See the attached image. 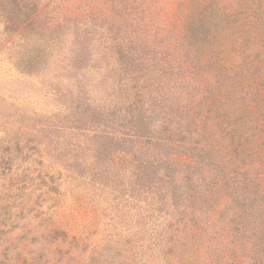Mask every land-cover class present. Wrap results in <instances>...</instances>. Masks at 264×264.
<instances>
[{
    "label": "rangeland",
    "instance_id": "rangeland-1",
    "mask_svg": "<svg viewBox=\"0 0 264 264\" xmlns=\"http://www.w3.org/2000/svg\"><path fill=\"white\" fill-rule=\"evenodd\" d=\"M6 2L0 0V259L3 264H20L13 254L24 250L35 264L33 257L42 250L41 234L58 227L66 232L58 241L61 251L44 249L37 264H57L56 258L61 264H84L98 251L109 262L113 256L121 264L131 252L127 246L139 250L138 259L144 261L142 252L152 247L155 223L170 215L153 212L147 189L165 168L141 169L138 183L146 188L136 186L132 149L145 137L135 133L140 129L152 137L171 134L164 128L179 119L172 106L177 108L203 87L189 73L181 79L177 68L162 78L147 70L161 86L148 78L134 79L130 58L141 60L144 54L150 63L158 61L161 53L153 60L155 53H142L139 45L158 39L149 35L159 36L161 31L155 33L151 26L137 30L132 17L118 16L112 7L110 13L104 10L103 0H35L37 6H28V14L18 11L20 5L16 9ZM159 2L173 6L176 0ZM245 8L249 9L244 22L249 24L232 29L237 34L229 38L239 33L249 41L256 38L264 58V0H246ZM262 66L258 83L244 80L241 89H221L223 98L214 106H202L211 111L201 113L203 121L199 120L209 126L219 120L216 130L225 134L227 122L234 124L241 146L254 154L245 157L247 162L264 161ZM204 88L212 89V96L216 91L212 84ZM136 98L140 109H131ZM251 102L255 108H249ZM204 131L193 134L200 138ZM164 148L160 145L157 151L167 153ZM120 150L126 151L127 161L108 160ZM155 169L157 175L151 172Z\"/></svg>",
    "mask_w": 264,
    "mask_h": 264
},
{
    "label": "trees",
    "instance_id": "trees-1",
    "mask_svg": "<svg viewBox=\"0 0 264 264\" xmlns=\"http://www.w3.org/2000/svg\"><path fill=\"white\" fill-rule=\"evenodd\" d=\"M245 1L176 0L171 6V3L160 4L159 0H103L104 10L110 13L112 7L114 14L132 17L134 24L139 26L137 30L141 26H151L155 28V33L161 31V35L153 36L146 29L150 37L158 39H145L139 50L154 52L153 60L159 57V53L162 56L152 63L144 54L141 60L140 57L139 60L131 57L136 73L134 79L148 78L149 83L161 86L160 81L148 75L157 73L162 78L173 75L177 68L183 75L181 79L185 80L184 76L189 73L192 75L190 79L203 87L199 93H190L177 108L172 106L179 119L174 120L175 126L164 128L171 134L152 137L143 134L140 129L135 133L145 137L138 140L142 145H133L132 153L136 158L128 159L131 160L132 172L137 176L136 186L146 188V185L138 183L142 179L141 169L165 168L158 180L163 183L155 182L153 177L147 189L153 197V212L159 215L165 211L170 216L155 223L151 235L152 247L142 252L144 261L138 259L139 250L127 246L126 250L131 252L121 264H264V161H246L247 155L254 154L241 146V135L234 124L227 122L225 134L216 130V125L221 124L219 120L212 121L210 126L199 122L203 121L201 113L206 115L211 111L202 106H214L223 98L221 89L229 85L241 89L244 80L257 82L261 78L264 58L256 48L260 42L256 38L249 41L241 33L236 38H229V35L237 34L232 29L243 23L249 24L244 22L249 9L245 8ZM6 3L16 9L20 5L18 11L27 14L28 6L30 9L37 6L35 0H18L19 5L15 0ZM255 5L259 6L256 2ZM121 50L124 51V47ZM159 62H162L161 65ZM238 74L244 77L238 79ZM205 84L215 87L213 96V90L204 88ZM253 100L258 101L259 96ZM139 105L140 101L136 98L130 108L140 109ZM249 108H255V105L251 102ZM135 118L131 117L132 120ZM202 128L205 131L200 138H196L193 132ZM160 145L167 147L164 148L167 153L157 151ZM140 155H147V158L141 159ZM108 160L127 161L126 151L112 153L108 155ZM156 169L151 171L154 175H157ZM166 170H172L173 176ZM139 233L140 230L136 235ZM65 235L66 232L58 227L42 233V250L39 255L31 256L33 262L35 260L37 264L42 259L44 249L60 252L58 241ZM117 244L122 243L117 241ZM97 254L88 255L84 264H120L113 260V256L109 262L105 253L98 251ZM13 257L20 264L32 263L24 250H16ZM58 259L57 264H61ZM3 261L1 258L0 264Z\"/></svg>",
    "mask_w": 264,
    "mask_h": 264
}]
</instances>
